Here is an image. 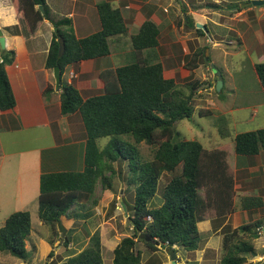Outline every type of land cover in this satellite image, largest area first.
<instances>
[{
  "label": "trees",
  "instance_id": "trees-1",
  "mask_svg": "<svg viewBox=\"0 0 264 264\" xmlns=\"http://www.w3.org/2000/svg\"><path fill=\"white\" fill-rule=\"evenodd\" d=\"M12 1L15 13L23 14L29 31L32 32L42 19L57 28L45 67H59L60 82L56 86L61 90L59 112L61 115H76L84 134L83 172L44 173L40 176L39 219L55 236L61 217H70L83 205H96L92 194L97 183L102 189H111L112 178L115 175L121 177L122 172L119 167L115 170L113 165L122 162L128 171L125 195L133 188L132 204L128 206L125 199L122 201L129 211L127 219L131 234L123 237L113 250L112 264H140L137 242L149 251H158L157 243H167L169 247L175 245L187 253L194 252L201 240L197 223L230 215L234 211L235 195L234 178L227 161L229 151L224 147L209 151L197 141H179L174 128L176 121L191 117L190 101L193 91L200 85L194 83L190 92L183 96L172 79L163 78L161 63L154 61V56L149 54V50L158 47V28L150 20H145L137 33L130 37L131 61L98 72L101 94L83 99L74 86L61 82L62 75L69 65L110 54L109 39L127 33L121 11L112 8L108 2L98 3L100 29L77 39L70 28H61L65 22L60 23L58 17L47 12L45 0ZM186 22L199 36H204L190 18L186 17ZM59 39L64 42L61 57L57 56ZM199 55L203 57V52L193 53L192 59L195 61ZM10 61L6 54L0 55L1 112L15 108L4 71ZM188 67L195 69L197 64L193 62ZM253 69L264 92V63L255 64ZM51 91L48 87L43 95ZM125 136L133 143L121 138ZM99 138H109L102 148L97 144ZM140 143L156 147L151 160L142 159L136 146ZM260 153L264 155V129L235 135L233 154L236 157L251 159ZM161 169L170 171L172 177L163 187L161 205L150 207L149 203L158 191ZM241 207L247 211L264 207V197H245ZM30 227L28 211L11 213L0 227V253L25 261L29 255L25 239L30 234ZM261 228L262 222H248L225 233L220 264H245L244 255L254 253L251 241L259 238ZM139 235L149 236L150 241L139 239ZM65 264H102L99 236L94 233L86 248Z\"/></svg>",
  "mask_w": 264,
  "mask_h": 264
},
{
  "label": "crops",
  "instance_id": "crops-1",
  "mask_svg": "<svg viewBox=\"0 0 264 264\" xmlns=\"http://www.w3.org/2000/svg\"><path fill=\"white\" fill-rule=\"evenodd\" d=\"M153 1L155 0H141V4L136 5L133 0H45L47 12L58 17L60 23L65 22L66 24L61 25V28L66 30L70 28L77 39L89 36L100 29L96 9V5L100 2H108L112 8L119 9L127 28L126 34L109 39L111 48L108 56L67 66L61 81L74 86L83 99L101 94L102 89L97 73L115 68L112 59L119 57V52L126 45L124 44L125 38L131 46L130 37L137 33L141 24L147 19L158 27L154 18H157L155 16L160 13L161 5L158 4L159 1L156 0L157 4ZM201 2V0H193L192 5H201ZM225 2V0H214L217 5L207 4V6L227 12L237 7L225 6ZM145 4L150 7H143ZM154 6L156 10L152 11ZM238 7L253 9L250 6L238 5ZM219 17L221 16L217 14L216 19L218 20ZM198 20L203 21V24L206 23L203 16L198 17ZM242 21L248 23L249 20L246 17ZM212 24L215 25L214 18ZM55 30L57 28L48 20L42 19L32 32L29 31L23 14L15 13L13 1L0 0V32L4 42L0 55L6 54L8 59L11 58V61L4 66V71L15 100L14 110L0 111V189L6 192L7 188L12 187L15 190L13 196L18 197L17 201L20 204L24 203L26 197L35 195L41 174L58 173L64 166V162L70 163L71 170L82 168L84 134L81 123L76 115L60 114L59 94L61 90L55 87L52 69L45 67ZM79 30L85 33L78 34ZM10 52H13V55ZM162 68L164 71L163 65ZM48 87H51L52 91L45 96L43 92ZM37 136H40V140L37 143L38 146H35L32 143ZM49 142L54 143V146H43ZM57 144L62 146L61 148H68L70 152L64 156L62 162L51 165L50 162L55 159L52 150L58 149ZM75 153L77 156L69 159ZM237 159L236 166H234L241 168L242 173L237 178L233 177L234 211L225 217H211L197 223V230L201 236L198 248L192 253H187L175 246L172 250L175 253L176 264H189L188 262L192 261L193 264H220L224 234L248 222H262L259 238L251 241L254 253L250 255L258 258L252 262L253 264H264V207L250 211L241 207V202L245 197H264V156L260 153L251 159L239 157ZM43 163L46 169H42ZM106 193L113 195L108 190ZM153 203L154 205H151ZM161 203V198L156 197L150 201L149 206L156 207ZM94 208L96 207L89 206L86 212L84 209L81 218L75 217L79 214L76 212L70 217H61L60 225L64 231L63 233L58 231L55 240H51L60 252L58 254L53 252L47 264H65L69 258L86 248L89 238L94 233L99 234L102 264H112L113 250L123 237L131 234V226L127 228L129 229L128 234L126 225L120 227L118 222L116 223V216H118L116 212L111 215L103 214L101 220L100 218L95 219V215L91 212ZM10 214L3 219V223ZM39 239L40 236H38ZM60 243L62 246L59 245ZM39 246L41 253L51 249L49 242L42 241ZM136 249L141 254L140 264H171L168 254L163 250L149 251L141 242H137ZM257 250L262 251L263 254H258ZM247 256L244 255L245 264L248 263Z\"/></svg>",
  "mask_w": 264,
  "mask_h": 264
},
{
  "label": "rangeland",
  "instance_id": "rangeland-1",
  "mask_svg": "<svg viewBox=\"0 0 264 264\" xmlns=\"http://www.w3.org/2000/svg\"><path fill=\"white\" fill-rule=\"evenodd\" d=\"M133 1L136 5L141 4V0ZM157 1L153 2L161 5L160 13L155 14L157 18H154L159 32L158 47L149 50L150 56H154V59H156L153 60L163 65L165 69L162 73L164 79H172L181 95H187L190 92V86L194 83L200 85L193 91L190 101L192 108L191 117L174 123L178 139L179 141H197L205 150L209 151L224 147V149L229 151L227 161L231 166L233 177L236 176L237 178L242 172H240L241 168L235 167L236 160L238 161L236 155L233 154L235 135L264 129V92L258 84L257 76L253 69L255 64L264 63V5L254 7L251 5L254 1L264 0H225V6H237L231 12L207 6V4L217 5L214 0H201V5L197 4L194 6L192 5L193 0ZM238 5L250 6L253 9L247 10L249 7L240 8ZM144 6L150 7V5L146 4ZM154 10H156V6L153 7L152 11ZM241 10L243 11L238 12ZM217 14L221 16L218 20L216 19ZM202 16L206 21L204 24L202 23L203 21L198 20V17ZM186 17L190 18L194 24H206L205 31H202L204 36H199L195 29L190 27L189 23L186 22ZM246 17L249 20L248 23L242 21ZM213 18L215 25L212 24ZM80 32L85 33L79 30L78 34ZM108 44L109 48H111V43L108 42ZM124 44L126 45L121 49L123 53L120 51L119 57L112 59V64L115 68L131 61L132 49L126 38ZM198 52H203V57L199 55L198 59L194 61L192 55ZM207 58L209 61L206 60ZM193 62H196L197 68L190 70L188 66ZM210 65H213V68L221 75L222 87L219 92L215 90L216 78ZM61 82L65 84L64 81ZM121 138L133 143L130 137ZM39 140L40 136H37V139L32 144L38 146ZM108 140L109 138H99L97 140L99 148H102ZM49 145L54 146V143H45L43 146ZM57 146L58 149L52 150L53 154H55L53 162L46 161L50 162L51 165L62 162L64 156L70 152L68 148H61L62 146L58 144ZM136 146L143 160L152 159L153 151L156 149L155 146H148L144 143ZM74 156L76 157L77 154L71 155L69 159ZM81 165L82 168L80 170L74 167L76 170H71L70 163L64 162V166L59 172H83L84 153ZM118 167L122 171L121 177L115 175L112 178L111 190L102 189L101 185L97 183L92 194V199L96 200L97 205L92 206L96 208L91 212L95 215V219L100 218V220L103 214L111 215L116 212V215H118L116 216V223L118 222L120 227L126 225L125 228L129 234V229H127L130 227L127 219L129 211H126L125 206L124 209L121 207V202L125 199L124 201L128 206L132 204L133 188L130 189L128 195H125L128 171L125 163H115V170ZM42 169H46L45 163H43ZM159 177L157 198L161 197L163 187L172 177V174L170 171L161 169ZM107 190L112 192L113 197L106 193ZM3 191L4 189H0V226L8 214L17 211H28L31 218V231L25 239V248L29 253L27 259L22 261L9 254L0 253V264H47L49 254L53 252L58 254L60 250L56 249L52 244L56 235L54 236L50 228L39 219L37 213L39 187L35 191V195L26 197L22 204L17 201L18 197L13 196L15 190L12 187L7 188L6 192ZM108 196L109 198H107ZM110 198L112 199L110 200ZM151 205H154V203ZM128 206L127 209H129ZM87 208H89V205L81 206V209L76 211L79 214H76L75 217L81 218L84 209L86 212ZM108 224L111 223L108 222ZM58 231L62 233L64 231L60 221L57 226ZM96 234L99 236L98 233ZM38 236H40L39 240ZM42 241L49 242L51 245L49 251L40 252L39 243ZM59 245L62 246L61 243ZM48 252L50 253L48 254ZM257 253L263 254L262 251L258 250ZM257 259V256L248 255L247 264H253L252 262Z\"/></svg>",
  "mask_w": 264,
  "mask_h": 264
},
{
  "label": "water",
  "instance_id": "water-1",
  "mask_svg": "<svg viewBox=\"0 0 264 264\" xmlns=\"http://www.w3.org/2000/svg\"><path fill=\"white\" fill-rule=\"evenodd\" d=\"M252 6H262L264 5V1H254L251 3ZM242 6H245V5H242ZM38 10H40V12H42V7L39 6L38 7ZM195 28L196 29H200L202 31H205V27L199 23H195ZM56 31V30H55ZM3 48H4V42H3V38L1 36V32H0V49L3 51ZM64 53V42L62 39H59L58 41V54L57 56L58 57H61ZM210 68L212 70V73L213 75L215 76L216 78V84H215V90L217 92L220 91L221 87H222V81H221V75L219 72H217L214 68H213V65H210ZM59 74H60V69L59 67L55 66L53 69H52V75H53V78H54V81H55V85L58 86L59 85V82H60V77H59ZM121 207L124 209V205L121 204ZM139 239H142V240H145L146 242L150 241V237L147 236V235H139L138 236ZM161 249L168 254L170 260H171V264H176L175 263V253L173 251L170 250V248H164V247H161Z\"/></svg>",
  "mask_w": 264,
  "mask_h": 264
},
{
  "label": "clouds",
  "instance_id": "clouds-1",
  "mask_svg": "<svg viewBox=\"0 0 264 264\" xmlns=\"http://www.w3.org/2000/svg\"><path fill=\"white\" fill-rule=\"evenodd\" d=\"M203 26H204V25H203ZM161 247H164V248H170V250L174 252V250H172V249L175 247V245H173L172 247H169V246H164V245L160 244V247H159V248L156 247V248H157L158 250H162Z\"/></svg>",
  "mask_w": 264,
  "mask_h": 264
},
{
  "label": "built area",
  "instance_id": "built-area-1",
  "mask_svg": "<svg viewBox=\"0 0 264 264\" xmlns=\"http://www.w3.org/2000/svg\"><path fill=\"white\" fill-rule=\"evenodd\" d=\"M147 220H149V218H147ZM164 246H167V243L163 244ZM156 247H160V244L157 243V245H155Z\"/></svg>",
  "mask_w": 264,
  "mask_h": 264
}]
</instances>
